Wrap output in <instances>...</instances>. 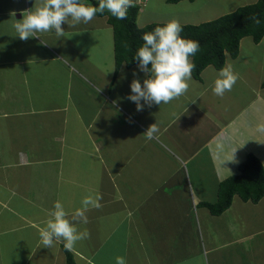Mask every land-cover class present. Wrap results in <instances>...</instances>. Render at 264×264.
<instances>
[{
  "label": "crops",
  "instance_id": "1",
  "mask_svg": "<svg viewBox=\"0 0 264 264\" xmlns=\"http://www.w3.org/2000/svg\"><path fill=\"white\" fill-rule=\"evenodd\" d=\"M257 1L222 0L211 18V0H148L137 25L199 24ZM186 2L201 20H189L197 11ZM39 3L0 0V264H67L63 243L43 247L40 231L55 202L71 213L89 195L101 206L78 225L90 238L71 251L77 264L118 256L126 264H264V197L235 194L219 215L200 205L218 200L220 182L249 153L264 165V57L260 72L249 60L236 64L244 44L253 52V37L241 39L236 58L226 54L239 79L223 97L212 91L220 70L209 65L179 99L137 111L130 84L148 75L138 64L115 74L108 16L64 24V37L21 40L13 24ZM255 45L263 55L264 38ZM152 124L159 132L147 140ZM220 144L226 153L238 147L237 162L224 165L231 173L220 166Z\"/></svg>",
  "mask_w": 264,
  "mask_h": 264
},
{
  "label": "clouds",
  "instance_id": "2",
  "mask_svg": "<svg viewBox=\"0 0 264 264\" xmlns=\"http://www.w3.org/2000/svg\"><path fill=\"white\" fill-rule=\"evenodd\" d=\"M130 7H134V0H99L98 6L86 4L83 0H40L34 11L27 15L22 13L23 19L17 20L13 28L21 40L37 37L38 33L51 32L57 37H64V24L69 27L87 24L98 13L104 12L117 20H123L127 18ZM250 19L257 25L261 23L255 15ZM182 31L183 26L174 19L142 35L143 43L133 59L138 61L139 70L146 73L148 78L144 79L143 84L139 79H133L130 84L132 94L128 96L130 101L135 102L137 111H142L144 105L169 104L188 92L196 67L192 58L201 50V46L196 40L182 37ZM238 79L239 74L234 72L231 65L223 67L214 82V95L223 97L233 89ZM258 130L264 132V125L258 126ZM158 132V126L152 124L144 134L147 140H152ZM237 148L226 153L223 144L217 146L220 166L230 173V169L224 165L237 162ZM100 199L99 196H86L81 200V206L71 213L62 202H55L46 227L40 231L43 247L52 248L59 242L63 243L66 250L72 251L78 242L89 239L90 232L86 228L81 231L78 225L88 223L87 212L91 208H99ZM116 264H126L125 258L116 257Z\"/></svg>",
  "mask_w": 264,
  "mask_h": 264
},
{
  "label": "trees",
  "instance_id": "3",
  "mask_svg": "<svg viewBox=\"0 0 264 264\" xmlns=\"http://www.w3.org/2000/svg\"><path fill=\"white\" fill-rule=\"evenodd\" d=\"M97 5L99 0H91ZM181 0H168L177 3ZM194 1V0H190ZM85 3V2H84ZM138 6L128 9L127 18L117 20L110 13L104 12L99 16H108V22L113 26L115 35L116 71L125 64L131 67L138 64L134 58L137 49L142 45V35L152 31L155 27L163 26L166 22H153L144 27H138ZM257 16L261 23L255 24L250 18ZM181 36L199 42L201 50L192 58L196 67L193 76L200 80L202 71L209 65L222 69L226 64V54L236 58L240 52V41L245 36H252L256 43L264 38V0L238 7L235 11L224 14L216 19L199 24H181ZM127 44V47H125ZM264 88V80L262 82ZM235 194L245 201L258 202L264 197V165L261 160L249 153L239 165V172L224 178L220 182L218 200L215 202H201L200 205L209 208L212 214L219 215L227 210ZM67 264H77L74 254L65 249Z\"/></svg>",
  "mask_w": 264,
  "mask_h": 264
},
{
  "label": "rangeland",
  "instance_id": "4",
  "mask_svg": "<svg viewBox=\"0 0 264 264\" xmlns=\"http://www.w3.org/2000/svg\"><path fill=\"white\" fill-rule=\"evenodd\" d=\"M203 1L204 0H200V2H203ZM185 5H188L187 7H189V8H193V6L195 4L192 5L189 2L188 3L186 2ZM221 7H223L222 0H214L213 2L211 0V5H210V7H208L209 9H207V7H204V9L207 12H210L209 10L211 8H213V11L210 14L211 15V18H213V16H216L217 14H220L222 12V8ZM142 8H140V9H142ZM193 9H196L197 13L194 14L193 17H191L189 20H192V21L199 20V19L201 20L203 14L201 15V13L198 12L197 7L196 8H193ZM214 14H216V15H214ZM165 18H168V16H165ZM251 41H252L251 43L253 44V47H254L253 48V52L251 50H249L248 45L244 44L243 47H242V56H241V58H239V60H238V62H236V64L241 63V65H243L244 64V61L247 62L249 60L250 63H251L250 66H252L254 70H258L260 72V69H259L260 66L259 65H261L260 64L261 63V59H262L261 57L262 56L264 57V53L262 55V52H261L262 49H263V45H262V47H260L259 45L256 46L255 45V41L254 40H251ZM251 53L254 54V56H251ZM229 61H231L230 58H229ZM262 66L264 68V63H263ZM262 74L264 75V71H263ZM247 94H248L247 92L241 91L239 97H241L243 95H247Z\"/></svg>",
  "mask_w": 264,
  "mask_h": 264
},
{
  "label": "built area",
  "instance_id": "5",
  "mask_svg": "<svg viewBox=\"0 0 264 264\" xmlns=\"http://www.w3.org/2000/svg\"><path fill=\"white\" fill-rule=\"evenodd\" d=\"M148 0H134V6H138L139 8L144 7L146 5Z\"/></svg>",
  "mask_w": 264,
  "mask_h": 264
},
{
  "label": "bare ground",
  "instance_id": "6",
  "mask_svg": "<svg viewBox=\"0 0 264 264\" xmlns=\"http://www.w3.org/2000/svg\"><path fill=\"white\" fill-rule=\"evenodd\" d=\"M262 84V83H261Z\"/></svg>",
  "mask_w": 264,
  "mask_h": 264
}]
</instances>
